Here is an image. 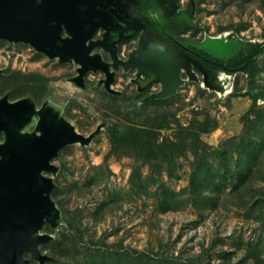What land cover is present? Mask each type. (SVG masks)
Masks as SVG:
<instances>
[{
    "label": "rangeland",
    "instance_id": "obj_1",
    "mask_svg": "<svg viewBox=\"0 0 264 264\" xmlns=\"http://www.w3.org/2000/svg\"><path fill=\"white\" fill-rule=\"evenodd\" d=\"M111 1L121 8L123 23L143 29L118 43L122 61L138 44L139 61L150 73L170 74L186 65L187 59L174 58L184 52L182 43L214 64L260 45L256 80L264 90V0H177L178 5L172 0L168 24L161 18V0ZM162 28L174 36L164 31V38L157 32ZM178 29L182 39L193 42H180ZM99 39L96 31L90 41ZM164 44L171 47L166 53L158 50ZM188 58L189 70L180 71L176 91L163 95L161 83L140 82L135 69H113L101 48L80 62L0 39V101L25 105L4 117L8 127L0 131V161L9 148L33 160L40 142L60 141L50 171L42 172L50 187L39 201V212H46L34 234L40 258L25 254L28 264H264V101L253 106L246 93L248 75L240 69H213ZM116 127L142 129L146 138L160 142L180 141V128L188 127V143L198 136L207 155L254 139L261 144V159L243 187L227 182L212 191L207 185L203 191L211 200L199 210L188 203L194 151L188 149L168 177L159 161H136L122 147L114 154ZM231 155L228 163L234 167L238 155ZM209 160L217 168L219 161ZM162 183L181 195L168 199L166 212Z\"/></svg>",
    "mask_w": 264,
    "mask_h": 264
},
{
    "label": "water",
    "instance_id": "obj_2",
    "mask_svg": "<svg viewBox=\"0 0 264 264\" xmlns=\"http://www.w3.org/2000/svg\"><path fill=\"white\" fill-rule=\"evenodd\" d=\"M109 1L0 0V39L29 43L52 55L79 58L80 62L82 58L87 59L95 47L101 48L109 53L114 62L113 69L117 65L124 70L135 69L137 79L140 75L147 79L150 71L146 64L139 61V46L129 54L127 61H122L117 55L121 37L110 41L109 36L116 34V29L108 15L109 11L113 14L116 10L109 9ZM97 30L103 31L101 38L90 41ZM131 32L139 31L131 29ZM87 41H90L88 45ZM158 50L166 53L164 46H159ZM185 51L193 54L192 51ZM184 52L174 53L176 63L180 62ZM167 53L170 54L169 51ZM174 69L170 74L168 71L150 73L155 78L152 82L161 83L163 95L176 91L180 71H188L189 66ZM24 108L23 104L11 105L1 100L0 131L8 127L4 118L6 115L14 116ZM40 143L38 155L33 160L9 148L4 161H0V264H28L24 259L25 254L32 255L34 259L40 258L37 251L39 239H34V234L41 222L40 214L46 212H39L42 209L39 201L50 187L49 180L42 176V172L50 171V161L56 155L60 141L52 146L47 141ZM2 150L0 146V155Z\"/></svg>",
    "mask_w": 264,
    "mask_h": 264
},
{
    "label": "trees",
    "instance_id": "obj_3",
    "mask_svg": "<svg viewBox=\"0 0 264 264\" xmlns=\"http://www.w3.org/2000/svg\"><path fill=\"white\" fill-rule=\"evenodd\" d=\"M190 46V45H189ZM192 47V46H190ZM197 53L198 50L192 47ZM262 53L260 45L249 49L245 52L243 49L240 54L233 56L227 61H217L216 64L200 59L199 57H192L195 60L201 62L204 67H211L217 69L218 65H225L231 69H240V71L248 75L247 82V94L253 100V106L256 107V103L259 100L264 101V90H261L257 85L256 75L260 73V69L257 68L255 58ZM200 59V60H199ZM233 72V71H230ZM154 76L148 72V78L146 82H152ZM254 113V112H252ZM182 139L180 141L172 140L170 138L159 141L155 138H146L145 132L142 129L135 127H126L123 130L115 128L112 131L111 143L112 152L118 154L119 148L122 147L127 150L126 155L132 156L136 161H140L144 164H151L152 162L159 161L166 165V174L168 177H172L175 171L176 162L180 159L184 153L189 149L194 154V163L192 165V173L190 177L189 189L191 190L188 203H191L199 210H204L211 200L208 195L204 193V189L207 185H212V191L224 188L223 183L229 182L228 185L234 186L235 189L246 185L255 175L257 166L261 159L262 149H260V142L254 139H246V141H240L239 144L232 143L233 147L230 151L221 152V150H213L210 155L206 154L208 147L206 144L200 142L196 136L193 138V143H188L189 136H184L185 132H189L190 128H180ZM201 147L202 152L199 153ZM237 154V158L234 161L235 166L229 165L228 160L231 154ZM211 157L214 161H219L217 168H214L213 162L209 160ZM218 179L217 183H214L215 179ZM223 185V186H222ZM158 188L162 190V212H166L169 209V200L179 198L181 195H177L172 192L165 184H158ZM202 201V205L196 204V200ZM195 199V201L193 200Z\"/></svg>",
    "mask_w": 264,
    "mask_h": 264
},
{
    "label": "crops",
    "instance_id": "obj_4",
    "mask_svg": "<svg viewBox=\"0 0 264 264\" xmlns=\"http://www.w3.org/2000/svg\"><path fill=\"white\" fill-rule=\"evenodd\" d=\"M162 2H164V4H163V9L162 10H160V13H161V15H162V19H163V21L164 22H167L168 23V19L166 18L167 17V14H168V9H167V6L170 8V5L169 4H171V3H167L168 2V0H167V2H166V0H161ZM171 2H172V0H170ZM110 3H109V9H111V8H114L115 10H116V13H111L110 11H109V17L111 18V23H112V26H113V28L114 29H116V34L118 33V27H124L125 29H126V31L127 32H129L130 34H129V36L130 35H132V32H131V29H134V30H138V29H135V28H133L132 26L131 27H128V25H126L125 23H123V21H122V16H121V8L118 6V3H116V2H114V4H111V0L109 1ZM152 14H154V13H152ZM166 16V17H165ZM136 26V25H135ZM137 27V26H136ZM142 31H143V29H139V32L140 33H142ZM101 33L103 34V31H101V30H97V34H98V37L99 38H101ZM115 34V35H116ZM101 35V36H100ZM113 39H110V41H112ZM121 42H119V44H120ZM201 44H203V43H201ZM163 45V44H162ZM161 45V46H162ZM164 46H166V49H169V48H171L170 46H167V44H164ZM137 48H138V44H137ZM176 51V50H175ZM123 52H124V49H123ZM171 53L172 52H174V51H170ZM182 53L180 50L179 51H177V53ZM188 57H190V56H188L187 54H184V56H182V58H185V59H187L186 60V63L189 61L188 59ZM128 58H129V55H128ZM128 58L126 59L125 58V61H127L128 60ZM192 58V57H191ZM185 63V64H186ZM185 66H187V64L186 65H184V67ZM182 70H184V69H182ZM181 70V71H182Z\"/></svg>",
    "mask_w": 264,
    "mask_h": 264
},
{
    "label": "flooded vegetation",
    "instance_id": "obj_5",
    "mask_svg": "<svg viewBox=\"0 0 264 264\" xmlns=\"http://www.w3.org/2000/svg\"><path fill=\"white\" fill-rule=\"evenodd\" d=\"M162 2V1H161ZM169 3H171V1L170 0H168V4ZM176 3H177V0H176ZM170 5V4H169ZM177 5H178V3H177ZM166 17V16H165ZM161 18H162V15H161ZM164 22V21H163ZM153 23H151V25H152ZM165 24H168L167 22H165ZM150 25V24H149ZM153 26H155V29L157 28L156 27V24L154 23L153 24ZM169 27V26H168ZM169 29V28H168ZM148 30V29H147ZM173 30V29H172ZM164 31L167 33V34H169L170 36H174V35H172L170 32H169V30L167 31L165 28H162V31H160V30H158L157 29V32H160L162 35H163V37L165 38V34H164ZM171 31V30H170ZM178 31H179V29L177 30V32H176V36H177V38L180 40V42L181 41H183V42H193V41H190V40H184V39H182V37H180L179 35H178ZM129 32H127L126 31V29L122 26V27H118V33L115 35V34H110V36H109V38L110 39H114V38H118V37H121V41H125V40H127V39H130L131 37H133V35H130L129 36ZM101 35H102V33H101ZM100 35V36H101ZM169 36V37H170ZM155 39V38H154ZM157 40V39H156ZM208 40H212V39H208ZM208 40H205L204 42H201V43H205L206 41H208ZM158 41V40H157ZM160 41V40H159ZM201 43H199V44H201ZM185 47L183 48V49H185V50H189V51H192V53L193 54H190V53H188L187 51H185V54H187L188 56H190V57H199L198 55V53L192 48V47H190L189 45H185L184 43H182ZM200 58V57H199ZM143 81H147V79L145 78V79H143V80H140V82H143Z\"/></svg>",
    "mask_w": 264,
    "mask_h": 264
},
{
    "label": "built area",
    "instance_id": "obj_6",
    "mask_svg": "<svg viewBox=\"0 0 264 264\" xmlns=\"http://www.w3.org/2000/svg\"><path fill=\"white\" fill-rule=\"evenodd\" d=\"M140 80H143V79H145L144 78V76L143 75H140V78H139ZM138 80V79H137Z\"/></svg>",
    "mask_w": 264,
    "mask_h": 264
}]
</instances>
